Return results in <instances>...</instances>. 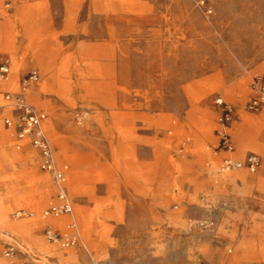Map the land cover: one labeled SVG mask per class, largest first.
<instances>
[{"label": "rangeland", "instance_id": "1", "mask_svg": "<svg viewBox=\"0 0 264 264\" xmlns=\"http://www.w3.org/2000/svg\"><path fill=\"white\" fill-rule=\"evenodd\" d=\"M0 56V264H264V0H0ZM21 96L64 191L4 125Z\"/></svg>", "mask_w": 264, "mask_h": 264}, {"label": "built area", "instance_id": "2", "mask_svg": "<svg viewBox=\"0 0 264 264\" xmlns=\"http://www.w3.org/2000/svg\"><path fill=\"white\" fill-rule=\"evenodd\" d=\"M10 72V66L0 58V76L5 77ZM31 80L37 81L39 79L38 71H34L30 77ZM261 96L254 100L253 106L264 105V76L259 79L258 85ZM10 97L7 96V99ZM18 105L17 109L14 110L15 114L8 116L4 120V125L7 129L12 130L16 137L21 142H29L33 148H35L41 157V168L43 171L54 174L57 182L64 183L67 177L68 165L62 163L60 166L55 160V146L43 128V122L46 120V114L39 111L34 105L29 104L25 99L21 97L15 98ZM219 105H224L225 110L223 111L221 122L227 123L231 119L228 104L223 99L218 100ZM17 112V114H16ZM229 165H231L229 163ZM259 166V162L255 157L249 159V167L252 171H255ZM231 167V166H229ZM240 167V166H239ZM61 199L64 201V194H60ZM53 212L64 213L70 212L71 207L69 203H64L60 208L53 207ZM14 249H10L13 252Z\"/></svg>", "mask_w": 264, "mask_h": 264}, {"label": "bare ground", "instance_id": "3", "mask_svg": "<svg viewBox=\"0 0 264 264\" xmlns=\"http://www.w3.org/2000/svg\"><path fill=\"white\" fill-rule=\"evenodd\" d=\"M27 89H29V88H27V87H24L23 88V91L21 92V93H23V94H27ZM32 89V88H31ZM30 89V90H31ZM41 90L42 91H45V89H44V87H42V85H41ZM260 93V92H259ZM261 94V93H260ZM0 125H1V123H0ZM43 126H45V122L43 123ZM64 142V141H63ZM62 142V143H63ZM64 145V144H63ZM21 148V147H20ZM0 150H3V152H7V150H4V149H0ZM3 155H5V157L7 158L8 157V153L6 154V153H3ZM81 157V156H80ZM82 159V158H81ZM86 161V160H85ZM76 162V161H75ZM74 162V163H75ZM78 162V161H77ZM80 163V162H79ZM82 163V162H81ZM86 164V163H85ZM236 165V167H241L242 166V164L241 163H235ZM75 165H76V169L74 170V172L72 173V176H71V181H70V185L75 189V190H77V189H83L82 190V192H86L87 190H88V188H89V185H87L88 184V180L90 179V178H87V176H84L83 174H81V171L79 170V167H78V165H77V163H75ZM239 172H241V171H238L237 173H239ZM95 176V174L92 176V178ZM95 177H97V176H95ZM94 177V178H95ZM99 177H102L103 178V176L101 175V174H99ZM90 181V180H89ZM240 181V180H239ZM59 183V182H58ZM59 186H60V188H61V190L62 191H64V186H63V183H59ZM80 187V188H79ZM81 191V190H80ZM79 191V192H80ZM87 193H90V192H87ZM43 194V193H42ZM71 206V205H70ZM71 211L73 212V215H76V216H78V218L80 219V220H82V223L84 224L83 225V227H85V229H84V233H83V235H82V239L83 240H89V239H91V238H94L95 237V232L97 233V231H99L98 229H96L95 227H94V225L97 223V221H98V215H97V212H95V213H92V215H91V217H90V220L88 221V219H86V217L84 216V210H82V209H74L73 210V207L71 206ZM59 216V215H58ZM56 222H58V223H61L60 221H62V223L64 222L63 221V219L62 218H60V219H58V220H55ZM52 248H47V250H45V251H50Z\"/></svg>", "mask_w": 264, "mask_h": 264}, {"label": "crops", "instance_id": "4", "mask_svg": "<svg viewBox=\"0 0 264 264\" xmlns=\"http://www.w3.org/2000/svg\"><path fill=\"white\" fill-rule=\"evenodd\" d=\"M0 58L9 64L8 60H5L3 59L1 56ZM4 86H8V84H5ZM39 88L37 86H34L32 87V89L30 90L29 94L28 95H32L31 94V91H37ZM7 112V109L5 108V105L3 103H0V118L2 116V114L6 113ZM13 114V113H12ZM47 119V118H46ZM46 121V120H45ZM44 121V122H45ZM14 148V145L12 143L9 142V138H8V135L6 133L3 132V130H0V149H4V150H10L12 149L13 150ZM32 158V157H31ZM23 160V159H22ZM21 161V160H19ZM17 161V162H19ZM17 162H15L13 165H15ZM12 165H10L11 167ZM9 167V166H8ZM69 171V169H68ZM68 173V172H67ZM68 176V174H67ZM67 179V178H66ZM42 182L44 183V185L46 184L45 180L43 178H41ZM2 194V193H1ZM44 250H47V248H45Z\"/></svg>", "mask_w": 264, "mask_h": 264}]
</instances>
